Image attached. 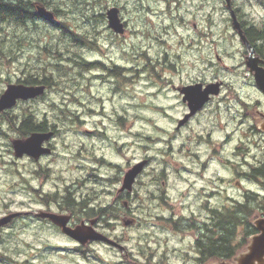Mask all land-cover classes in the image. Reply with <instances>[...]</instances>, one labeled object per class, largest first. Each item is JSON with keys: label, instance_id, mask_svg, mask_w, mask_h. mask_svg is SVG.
Listing matches in <instances>:
<instances>
[{"label": "rangeland", "instance_id": "1", "mask_svg": "<svg viewBox=\"0 0 264 264\" xmlns=\"http://www.w3.org/2000/svg\"><path fill=\"white\" fill-rule=\"evenodd\" d=\"M58 1L64 10L70 11L69 7L72 6L73 0ZM83 1L86 4L83 2L73 4L74 12L64 15L60 20L62 24L71 28L76 36L86 35L87 31H92L88 18L91 15L90 8L79 14L82 4L85 7L90 5L89 0ZM186 1L188 0H185L183 6H179L178 17L184 16L185 20L190 22L189 31L186 25L182 27L180 23L179 28L176 26L178 30L171 29L166 33L168 30H165V24L168 21L174 23L176 20L165 18L163 20L164 16L161 14H155L153 18L151 14L153 21L158 25L145 23L147 18L140 7L143 0H126V3L124 0H103L104 3L97 5V8L114 4L125 5L127 8L128 25L134 34L128 35L123 42H118L109 35L99 38L103 32V28L100 29L101 25L99 31L98 25L96 27L99 32L98 39L91 46L88 42L81 43L79 48L72 46L68 37L52 30V26L47 24L35 28L34 25L27 23L28 30L6 27L5 40L14 45L13 50L17 43L20 45L13 52L17 56L15 59L9 58L7 61L0 58V93L6 84L13 83L19 78L24 79L29 72L51 75L55 83L53 89L48 90L43 99H36L13 108L15 114L25 110L40 119L44 118L45 114L50 119L56 114L60 116L55 121L62 146L58 147L60 156L57 155L54 164L56 173L49 178L46 189L54 185L57 177L61 178L63 186L70 185L77 178L79 198H87L89 192H92L91 197L104 200L105 191H113L119 186L112 185L118 177L122 178L123 173L128 170V164L132 165L146 156L151 157V163L142 177L138 178L137 187L135 186L137 192L134 191V194H138L137 198L140 200L136 202L134 200L136 197L133 196L130 205L133 213H141L142 226L140 224L130 230L116 227V234L126 233V240L129 241L127 245L133 252L141 247L138 243L140 236H146L147 239L143 249L150 246L158 253L165 248L171 251L178 250L180 240L170 236L167 232L169 225L157 220L156 216L169 217L170 214H174L175 217H188L190 212L198 216L201 213L198 203L200 200L209 201L212 208L223 206L232 208L230 203L240 202L248 197L246 202L255 214L251 221L259 217L260 205H264L262 186L244 181L226 169L229 160L230 162L242 160L233 158L235 147H239L240 151L235 150V153H239L252 143L250 149L253 154L261 157L264 151V137L246 138L244 141L247 147L238 145V140L243 137H231V142L227 144H224L226 137H221L224 134L240 132L238 125L244 108L240 107L236 95L240 101L247 103V106L258 97L257 92L251 88L252 84L244 79L243 71L236 73L232 68L239 62L236 59L241 57L233 52H237V48L241 46L240 44L237 46L235 41L230 42L231 33L226 32L222 0L204 2L189 0L188 3ZM153 4L154 2L151 3L152 8ZM171 4L176 5L174 2ZM234 7L242 9L250 21L257 23L264 21V10L253 0L252 2L234 0ZM153 10L155 11L154 8ZM193 24L201 30L207 27V36L200 44L191 42L192 38L196 39L198 32L191 30ZM183 30L185 35L190 34L191 39L186 42L180 39ZM81 38L77 37V40ZM228 50L231 51L232 57L222 54ZM79 57L89 62L101 60L106 67L111 66L109 68L111 70L114 69L113 66L126 68L127 72L121 73L125 74L126 79L119 80L121 84L117 85L116 79L107 76V72L103 74L99 69L79 72L69 60V58L76 60ZM57 64L63 66L61 67L67 76L58 78L57 72L54 71ZM133 69L141 71L136 74ZM211 80L224 81L227 88L222 91L220 97L213 99L201 114L189 120L185 127L177 131V120L182 119L186 109L175 88L195 81ZM225 97L228 99H223ZM53 105L58 109H54ZM60 109H63L64 113H61ZM72 115L76 117V121L68 120ZM119 118L125 123L120 122ZM209 133L213 137L212 141L207 142L208 137L203 136ZM8 134L12 135L11 132ZM87 137H126L125 154L122 158L118 154L113 158L110 151L104 153L109 149L107 144H104L102 150H95L97 155L103 153L105 158L120 164L122 166L120 173L106 168L107 166L101 167L100 163L92 165L88 159ZM5 143L6 140L1 137L0 208L4 202L10 200L14 202L16 210L26 208L28 202V205L38 208V204H32V196L28 195L27 190L22 189L23 185L21 187L23 181L20 175L24 174L25 163L13 164L14 160L6 152ZM255 149H258V152H255ZM248 160L251 161V158ZM204 164L206 166L202 168ZM162 170H164L162 181L165 185L163 187L159 186L160 183L157 186L151 185L153 176ZM35 182L39 186L40 181ZM237 182L242 188L237 186ZM158 189L160 191H157ZM216 191L221 194L211 195ZM247 191L259 195L252 199V196H245ZM160 192L165 193L164 203L152 202L151 193L157 196ZM228 198L231 200L228 201ZM106 200L111 202L112 199ZM136 208L138 210H135ZM201 216L204 217V214L201 213ZM240 227L236 229L235 244L240 243L243 238L241 232L243 228ZM25 229L46 230L45 227L39 228L37 225ZM15 230L24 229L17 226ZM45 232L49 234L48 231ZM182 244L186 246L187 242ZM49 259L53 264H62L57 255L48 254ZM118 261L124 260L121 256L109 253L101 247L93 251L89 264H113ZM74 264L87 263L79 258L78 263Z\"/></svg>", "mask_w": 264, "mask_h": 264}, {"label": "flooded vegetation", "instance_id": "2", "mask_svg": "<svg viewBox=\"0 0 264 264\" xmlns=\"http://www.w3.org/2000/svg\"><path fill=\"white\" fill-rule=\"evenodd\" d=\"M144 2H141L140 7L141 10L144 13V16L147 18L145 20V23H154L158 25V23L153 21V18H155V14H161L165 19L170 20H176V22H170L168 21L167 24H165L164 28L165 30H168L166 33L170 32L171 29L178 30L180 25L182 24V27L185 25L188 28V31L190 29V22H187L184 18L178 17L179 16V6H183L185 3V0H143ZM204 2V0H202ZM24 4L28 5L30 15L28 18V21L30 24L34 25L35 28L38 25H50L52 27H55L57 30L61 31L64 29V24L60 22L62 17L66 14H70L73 11V8L75 6L73 4H79L80 2L85 3L83 0H73V3H71L72 6H70V11L64 10L62 8L63 6L59 5L58 0H22ZM87 2V1H86ZM126 3V0H124ZM154 2L153 10L151 3ZM171 2L175 3L176 5L171 4ZM186 1V3H188ZM252 2V0H251ZM253 2H256L257 5L264 10V0H253ZM101 3H104L103 0H89V8H90V26L92 31H90L89 37H88V44L91 46V44L94 43L95 40H97V34H99V30L103 28L102 36L99 38H104V35H109L114 40H117L118 42L126 41V37L128 35H133L134 32L130 30L128 25V18L126 16V6L118 4L114 5H102L103 7H98L97 5H100ZM222 3L224 4V0H222ZM88 4V3H87ZM232 8L236 14L237 20L240 23L241 27V33L245 37L246 41L249 44V48L244 44V42L241 40L240 35L238 34V31H235L232 28L231 18L229 11L225 9L224 6V12H225V18L229 17L230 21L225 22V28L226 32L231 33V41H235L237 46L240 44L241 48H237L236 53L238 57L236 60H239V62L236 64L235 67H232L234 71L237 73L238 71H243V77L247 80V82H250L251 88L253 91L257 92L258 97L257 100L251 102L249 106H247V103H244L239 100L238 96L236 95V99L238 100L240 107H243L242 109L243 113L241 114L240 123L238 125L240 132L236 134H224L221 135V137H226L224 140V144H227L231 142V137H243L238 140V145H243L247 147V144L244 140L249 137H264V93L260 91L256 84L255 79L253 76V73L250 72L249 67H247V62L251 64V62L248 60L250 58L256 61L254 66H257L258 68H264V21L260 22H254L247 19V23L243 21V18L241 17V13L238 10V8L234 7V0H231ZM254 4V3H253ZM173 5V6H172ZM156 6V7H155ZM117 7L119 10V18L123 25V32L119 35L115 33L111 28L109 27V23L107 21L106 17V11L109 8ZM88 8V9H89ZM42 9L48 11L49 13H45L42 11ZM241 9V8H240ZM242 10V9H241ZM49 14V15H47ZM151 14L153 18L151 17ZM242 14H244L242 12ZM151 18V19H150ZM157 18V17H156ZM246 18V17H245ZM158 19V18H157ZM149 20V21H148ZM241 20V21H240ZM176 23V24H175ZM98 25V31L96 30V27ZM99 25H101L99 29ZM178 25V26H177ZM178 28H177V27ZM197 25L193 24L191 27V30L193 32H197V37L194 40V38H190V34L187 33L185 35V32L183 30V34L180 37V39L183 42H186L187 40L191 39V42H194L196 44H200L203 39L207 36V27L205 26V29H200L199 27H196ZM212 27L210 26L209 29ZM96 30V32H94ZM212 31V30H210ZM105 32V34H104ZM211 32H209L210 34ZM262 35V36H261ZM261 36V37H260ZM239 51V53H238ZM225 55H228L232 57V53L230 50H228L225 53H222ZM242 58V59H241ZM218 60V59H217ZM90 71L94 69H99L103 72V74H106L110 78L117 80V85H120L119 80H125L126 76L125 74L121 75L122 72H127L126 68H121L113 66V70L109 69L110 67H106V65L100 60L95 62H90ZM172 67V66H171ZM117 68V69H116ZM114 70H118L117 75L113 72ZM132 70V69H131ZM130 71V69H129ZM140 69H133V72L136 74L139 73ZM142 69V74H143ZM103 76V75H102ZM102 78V77H100ZM46 76L45 79H43L42 82L37 84H44L46 86V92L48 90L53 89L52 87L55 86V83L52 81V79H49ZM16 83L18 82L15 81ZM212 82H219L221 84L220 92L217 96H212L210 101L206 103L200 110H198L193 116H191L183 125L178 126L177 120V126L176 130L178 131L180 128L185 127L189 120L193 119L198 114H201L203 110H205V107L211 103V101L217 97H220L222 94V91L227 88V85L224 83V81H217V80H211V81H195L194 83H190L188 85L196 84V83H202L204 86H206L208 83ZM34 84V85H37ZM186 86V85H185ZM183 87V86H182ZM181 87L175 88L176 92L179 93V89ZM45 93L40 96V99H43L45 96ZM181 97V103L185 106L186 113H184L183 117L189 113L188 109V101L183 103L182 102V96L179 93ZM227 100L228 98H223ZM35 100H30L27 102H18L20 104H27L30 102H33ZM225 102V101H222ZM18 104V105H20ZM54 109H58L56 105H53ZM10 111H5L3 113H9ZM31 115V114H30ZM57 117V114L54 118ZM43 120H46V123L48 127L41 131L40 133H46L51 132L50 137H41L40 143L38 144L36 154L35 156H32L30 153H25L22 157L16 158L14 156L12 141L15 139L17 140H26L30 138V135L32 132L28 133L27 135H21V134H6L1 135L6 140L5 147L6 152L8 155H11L13 160V164L17 163H25L24 168V174H21V180L23 183H21V187L24 190H27L28 195L32 196V204H38V208H35L33 205H28L29 202L26 204V208H22L21 210H16L14 207V202L12 200L4 202L1 205L0 208V219L7 217L15 212H22L21 216L14 217L10 219L7 223L0 226V264H53L50 259L48 260V254H54L57 255L59 261L62 262V264H74L78 263V259L80 258L87 264H89V260L92 259V253L93 251L98 250L99 248L105 249L107 252L115 253L118 256H121L124 261H118L114 262L113 264H220L222 262H230L234 263L233 257L237 256L238 253L241 250H245L246 245L250 243V240L255 235L259 234L260 232L255 228L254 221H251V219L254 217V213H252V209L249 207V203H247L246 197L244 200L242 199L240 202L235 201V203H230L232 208L234 210L237 209L239 205L246 204L247 207L251 210V216H248L250 221V227L252 228L251 233L246 237L244 240V237L242 238L241 242H245L242 244L239 250L236 251L235 255L222 259V258H210V259H204V257L201 255L199 248L197 247V241L203 235L204 227L205 225H211L212 220V210H218L221 212L223 208L228 207H215L212 208L209 205V201L200 200L199 207L201 209V213L204 214V217L200 215L196 216L194 212H190L188 217H175L174 214H170L169 217H164L162 215L161 217L156 216L157 220H160L164 222L166 225H169L167 228V232L172 236L173 238H177L180 240V246L179 249H173L162 250L161 252L154 251V248L150 247L148 249H143V244L145 242L147 243L146 236H140L139 244L141 247L136 252L131 251L129 249L126 240V233L122 232L121 235L116 234V227L120 226L123 229H131L136 226H142L141 221V213L135 214L133 213L130 205L131 201L133 200V196L136 198L134 199L136 202H139L138 194H134V191L137 192L135 189V186L137 187V184L139 183V179L144 174V171L146 170L147 166H149V163H151V157H144V159L147 160L146 166L143 168V170L137 175L135 178V181L132 186V190H123L120 191V188L123 183L124 176L126 172L133 167L135 164L141 162L144 160L141 158V160L133 163L132 165L128 164V170L123 173L122 178L118 177L115 182H113L112 186H117L115 190L113 191H105L103 194L102 199H96L92 196V192H89V197L84 198L78 196L79 192V186H78V179L76 178L70 185L65 184L63 186V183H61V178L57 177L54 185L50 189H46L47 182L49 181V178L53 176V173L55 172L54 164L56 161V158H58L59 152L58 147L62 146L60 143V134L58 127L51 126V121L49 118H47L46 115H44ZM41 120V122H43ZM120 122H123L122 118H119ZM238 131V130H237ZM89 134H93V132H88ZM95 134V133H94ZM93 134V135H94ZM208 137L207 142L212 141L211 137L213 135L211 133L206 134ZM126 137H87L88 142L86 147L89 149V155L88 159L91 161L92 165H95V163H100L102 166H107L106 168L116 171L117 173H120L122 170V166L120 164H116L113 161L105 158V155L103 153H100L97 155L95 153V150L103 149L104 144H107V147H109L107 151H110L113 158L117 157V154L120 158L125 154L124 150L126 147ZM122 139V141H121ZM263 139V138H262ZM119 143H118V142ZM252 144V143H251ZM251 144L249 147L245 150L242 149L241 152L235 153V150L240 151L239 147H235L233 152V158H241V162H236V160L228 161L229 165L226 166V169L230 170L231 173L237 174L240 178H242L244 181H248L249 183H255L257 185L262 186L264 188V151L262 153V156H257L253 154L252 150L250 149ZM255 145V144H253ZM256 144V146H258ZM216 151V150H214ZM213 151V152H214ZM252 152V153H251ZM255 152H258V149H255ZM260 152V151H259ZM58 155V157H57ZM124 158V157H123ZM251 158V161L248 159ZM17 162V163H16ZM206 164L202 166V168H205ZM94 167H92V170ZM77 170V169H76ZM164 170L160 171L158 174L153 176V179L151 181V185H159L162 187L165 185V182L162 181L164 178ZM259 174L258 175V172ZM189 172V171H187ZM117 175H115L116 177ZM141 176V177H140ZM256 176V177H255ZM140 177V178H139ZM139 178V179H138ZM40 181L39 186H37L35 181ZM60 181V183H58ZM239 188H242L241 185L237 182L236 183ZM157 191H160L159 189ZM80 193V192H79ZM165 193H158L157 196L153 193L152 195V202L154 203H164ZM221 194L216 191V193H211V195H217ZM249 195H259L258 193L248 191L245 192V196ZM106 198H111V202L107 201ZM196 199V198H195ZM229 199V198H228ZM229 199L228 201H230ZM80 203H84V205H81ZM81 207V208H80ZM102 210H106L104 213L101 212ZM135 210H138L136 208ZM254 211V209H253ZM54 214L58 217V219L64 218V224H57L51 221L47 216H43V214ZM260 215L258 218H261L264 216V210L259 212ZM155 217V216H154ZM153 217V218H154ZM245 217L243 218V220ZM93 222L91 227L93 228V231L95 233H100L104 235L106 238L110 239L112 242H114L115 245L109 244L108 242L102 241V240H87L81 243L76 238L72 237L71 234L75 232L76 228L82 224L86 226H90V223ZM31 225H37L39 228L45 227L46 230H27L25 228L31 227ZM21 226L24 230H15V227ZM45 231H48V235ZM242 233H244V230H241ZM177 240V241H178ZM176 241V242H177ZM182 242H187L186 246L182 244ZM148 247V246H147ZM174 248V247H173ZM244 248V249H243ZM134 250V249H133ZM171 251V252H170ZM172 254V256L170 255ZM110 264V263H105ZM256 264V263H254Z\"/></svg>", "mask_w": 264, "mask_h": 264}, {"label": "trees", "instance_id": "3", "mask_svg": "<svg viewBox=\"0 0 264 264\" xmlns=\"http://www.w3.org/2000/svg\"><path fill=\"white\" fill-rule=\"evenodd\" d=\"M81 6L82 7L79 14H81L84 9H88L90 7H87L88 5L85 7L83 6V4ZM239 11L241 13V17L243 18V21L247 23V18H245L246 15L242 14V10ZM29 15L30 11L28 5L24 4L22 0H0V58L8 61L9 58L13 60L17 57L13 52H15L16 48H19L20 44L17 43L15 45V50H13L14 45L12 43H8V40H5L6 27L13 26L14 28H24L25 30H28L26 26L27 23L29 24ZM229 21L230 18L227 17L225 18L224 22ZM61 34L70 39V43L72 44V46L79 48L81 46V43L84 44V42H87V35L90 34V31H87L86 35H82L83 39L80 42L77 40V36L71 28L65 27L61 30ZM69 60L75 65L79 72L90 69V65L86 59L79 57L76 58V60L74 58H69ZM61 66V64H57L54 66V71L55 73L57 72L58 78L67 76L66 71L63 70V66ZM113 72L117 75L118 70H114ZM40 74H42V76ZM46 76L49 77V79L53 78L51 75L45 74L43 72H29L24 79L19 78L18 82L27 85H33L42 82ZM61 112L64 113L63 109ZM0 116V136L6 135L8 134V132L17 135H27L30 132H41L48 127L46 120H43V122H41L39 117H36L35 114L28 115L25 110H22V112L18 114L9 112L0 114ZM75 119L76 117L72 115V118L69 117L68 120L76 121ZM257 173L258 175H260L259 171ZM256 197L257 195H252V199H256ZM246 199L248 200V197H246ZM80 204L84 205V203ZM259 209L260 211H263L264 205L261 204ZM105 211L106 210H102L101 212L104 213ZM211 216V225H205V233L201 235L196 244L200 250L201 255L204 257V259L217 257L226 259L234 256L236 251L239 250L242 244L245 243L242 242L235 244L236 229L239 226H241L240 228H243L244 240L252 231V228L249 225L250 221L248 218V216H251V210L247 207L246 204H242L239 205L236 210L229 207L223 208L221 212H219L218 210H212ZM244 217L245 219L243 220Z\"/></svg>", "mask_w": 264, "mask_h": 264}, {"label": "water", "instance_id": "4", "mask_svg": "<svg viewBox=\"0 0 264 264\" xmlns=\"http://www.w3.org/2000/svg\"><path fill=\"white\" fill-rule=\"evenodd\" d=\"M225 8L229 11L232 28L238 31L241 40L249 48V44L245 37L241 33V25L237 20L236 14L232 8L231 0H224ZM42 11L45 12L44 9ZM46 13V12H45ZM49 15V14H47ZM107 21L109 27L118 34L123 32V25L118 17V9L111 8L106 12ZM247 67L251 73H253L255 84L257 88L264 93V68H258L254 66L257 60L252 58L248 59ZM221 84L209 83L204 86L202 83H196L193 85H188L179 89V92L183 95L182 102L188 101L189 113L184 116L182 120L178 122V126L183 125L191 116H193L198 110H200L204 104H206L211 96H217L220 92ZM44 86H26L22 84H9L7 85L4 92L0 95V112L13 108L17 101H27L29 99L36 98L44 93ZM51 133H34L30 138L26 140L12 141L14 156L16 158L22 157L25 153H30L35 156L38 144L40 143L41 137H50ZM146 165V161H142L134 165L130 170H128L124 176L122 186L120 191L132 190V185L135 181L137 175L142 171L143 167ZM22 212H15L7 217L0 219V226L7 223L10 219L14 217L21 216ZM47 216L51 221L57 224H64V218L61 220L54 214H43ZM90 223V226L84 224L78 226L71 234L72 237L76 238L78 241L83 243L84 241L91 240H102L108 242L109 244L115 245L110 239L106 238L100 233H95ZM255 228L260 232L251 238L250 243L246 245L245 250H241L237 256L233 257L234 263L222 262L220 264H264V216L257 218L254 221ZM244 249V248H243Z\"/></svg>", "mask_w": 264, "mask_h": 264}]
</instances>
